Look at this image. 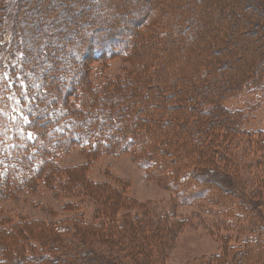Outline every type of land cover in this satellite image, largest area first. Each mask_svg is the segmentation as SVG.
Listing matches in <instances>:
<instances>
[{"label":"trees","instance_id":"1","mask_svg":"<svg viewBox=\"0 0 264 264\" xmlns=\"http://www.w3.org/2000/svg\"><path fill=\"white\" fill-rule=\"evenodd\" d=\"M46 2L0 0V26L32 18L46 38L34 56L43 60L44 71L29 87L24 76L18 82L13 71L0 69V183L8 198L20 176L29 184L41 181L57 196L77 190L83 182L58 177L55 160L75 147L87 155L83 167L103 156L131 157L146 178L168 182L179 201L220 190L219 182L198 180L202 175L186 170L203 166L202 174L218 175L212 165L225 162L218 151L247 137L242 111L225 102L264 86V0H59L39 6ZM57 9L76 11L70 24L52 19ZM51 21H57L56 29ZM10 29L15 35L16 26ZM116 59L125 62V75L100 76L95 83L89 64L105 69ZM27 109H61L58 119L69 126L52 130L58 119L51 122ZM21 127L30 138L19 145L15 131ZM221 131L226 135L218 137ZM259 136L264 144V132ZM81 173H72V180H80ZM185 188L188 194L181 195ZM31 226H0V264H58L51 255L59 256L70 243L43 239L44 252L36 245L42 233L31 235ZM131 241L123 249L132 247L134 254L125 255L134 261L140 251L145 254L140 263H152L147 242Z\"/></svg>","mask_w":264,"mask_h":264},{"label":"rangeland","instance_id":"2","mask_svg":"<svg viewBox=\"0 0 264 264\" xmlns=\"http://www.w3.org/2000/svg\"><path fill=\"white\" fill-rule=\"evenodd\" d=\"M58 1L48 0L39 6L46 8ZM19 13L24 14V9ZM73 13L74 9H57L51 17L57 21L65 18L70 24L76 11ZM42 16L39 18L48 20ZM57 21L50 22L52 29L57 28ZM12 24L16 26L15 35L10 29ZM0 38V69L13 71L18 82H23L24 76L29 87L30 81L44 71L43 60L34 59L46 39L38 23L32 18L12 20L0 26ZM89 66L95 83L102 79L100 76L115 79L125 75V62L117 59L109 61L105 69L95 62ZM225 106L242 111V129L247 137L243 135L228 147L224 144L218 151L225 155L224 164L212 163L218 175L202 174L203 166H188L186 171L202 175L198 180L219 182L222 190H213L208 198L179 201L168 182L146 178L127 155L103 156L83 167L87 155L82 147H75L58 154L55 160L61 170L58 177L83 182L78 189L57 196L41 181L29 184L28 178L20 176L11 187L14 196L8 198V191L0 183V226L14 229L20 223H31V235L42 233L36 245L44 252L47 243L43 239L55 238L60 246L69 242V248H62L65 250L59 256L51 252L52 261L58 264H78L75 260L79 259L88 264H142V252L134 261L125 255L134 254L132 247L123 249L132 239L134 243L147 242L150 264H264V144L259 143V135L264 132V86L241 93L226 101ZM27 112L46 114L51 122L64 115L61 109ZM58 120L50 127L52 130L69 126L66 120ZM15 134L19 145L30 138L26 128H18ZM221 135L226 133L221 131L218 137ZM75 172H82L80 180H72ZM184 190L179 193L188 194Z\"/></svg>","mask_w":264,"mask_h":264}]
</instances>
